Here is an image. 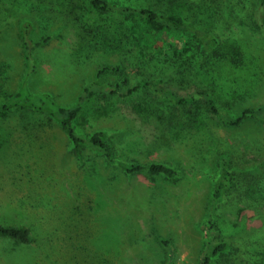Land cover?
Returning a JSON list of instances; mask_svg holds the SVG:
<instances>
[{"label": "rangeland", "instance_id": "rangeland-1", "mask_svg": "<svg viewBox=\"0 0 264 264\" xmlns=\"http://www.w3.org/2000/svg\"><path fill=\"white\" fill-rule=\"evenodd\" d=\"M119 1L136 5L143 0ZM148 1L166 10L162 0ZM260 1L253 0L250 16L231 13L212 28L222 39L247 40L264 61V29L252 22ZM75 16L38 0H0V105L27 85L32 93H48L70 106L91 86L96 94L76 119L77 130L109 129L117 156L167 163L181 176H128L88 149L80 164L67 134L48 114L17 108L0 115V128L9 136L0 150V224L28 227L32 237L28 244L0 238V264H201L220 159L258 165L264 126L246 120L227 127L210 118L199 129L162 131L144 121L121 96L127 87L112 86L123 80L133 85L158 73L156 59L145 60L151 51L141 41L143 23L112 17L109 23L117 25L123 41L106 47L80 38L97 15L89 13L83 23ZM25 23L36 43L30 50L32 65L22 39ZM167 39L178 42L179 36ZM117 66L118 71L98 75L103 67ZM166 86L184 96L197 90ZM262 103L264 90L229 103V110L237 115ZM218 213L222 219L208 234L226 241L230 250L211 264H264V206L223 204ZM161 238L170 241L172 257Z\"/></svg>", "mask_w": 264, "mask_h": 264}, {"label": "trees", "instance_id": "trees-1", "mask_svg": "<svg viewBox=\"0 0 264 264\" xmlns=\"http://www.w3.org/2000/svg\"><path fill=\"white\" fill-rule=\"evenodd\" d=\"M38 1L55 7L61 13L76 15V20L82 23L88 19L89 13H95L98 18L93 21L90 31L80 34L81 40H87L88 45L107 47L109 42L113 44V40L123 41L119 38L117 25L109 23L114 16H121L125 22L132 20L143 23L141 41L151 51L145 60L154 62L156 59L157 65L153 67L157 68L158 73L140 79L133 85L123 80L112 83V86L116 90L126 86V93L121 94L125 103L129 102L144 121L153 122L160 130L175 127L199 129L210 118L227 127H239L246 120H254L264 126V103L244 108L237 115L229 110V103L242 101L264 90V61L255 54L247 40L222 39L212 28L218 20H228L231 13L242 18L250 16L254 8L253 0H162L166 5L164 11L148 0L136 5L124 4L119 0ZM252 22L264 29V0L256 8ZM30 31V24L25 23L22 39L27 60L32 65L30 50L36 43L30 39ZM172 34L179 36L178 42L167 39ZM118 68L103 67L98 75L118 71ZM166 85L179 88L194 85L197 90L190 96H184ZM113 93L117 94V91ZM95 94L96 91L87 86L74 104L63 106L53 100L50 94L32 93L24 85L10 100L0 105V115L7 116L17 108L48 114L58 121L67 134L80 164L83 151L88 149L96 157L119 167L128 176L144 172L163 176L167 180L181 176L179 168L167 163L141 164L117 156L112 143L113 132L109 129H97L90 134L80 133L74 123L91 104ZM8 137V132L1 127L0 150L3 149L2 146H6ZM263 151L261 150L262 153ZM262 153L258 165L252 167L246 163L234 165L229 157H221L220 173L212 194V214L210 213L206 223L208 238L201 255V264H211L216 257L230 250L226 241H214L208 234L222 219L218 213L220 206L230 204L237 208L244 205V208L255 209L264 206ZM0 238L28 244L32 241L31 229L0 224ZM160 243L172 257L170 241L161 238Z\"/></svg>", "mask_w": 264, "mask_h": 264}]
</instances>
